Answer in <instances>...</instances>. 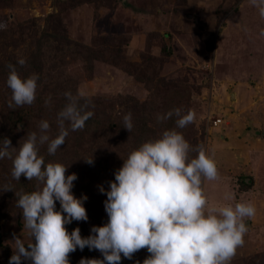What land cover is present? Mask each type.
<instances>
[{
	"label": "rangeland",
	"instance_id": "obj_1",
	"mask_svg": "<svg viewBox=\"0 0 264 264\" xmlns=\"http://www.w3.org/2000/svg\"><path fill=\"white\" fill-rule=\"evenodd\" d=\"M48 17L53 36L45 39L42 28ZM0 23L5 25L0 28V82H7L6 64L12 60L23 58L29 68L42 64L45 71L59 62L65 80L78 82L77 93L84 97L155 99L160 116L177 108L195 112V121L183 129L176 128L175 116L158 121L181 132L188 142L203 140L214 156L219 179L202 184L210 205L242 201L255 205V216L244 220L248 228L244 243L229 264H260L255 257L264 251V17L250 0H0ZM76 42L93 43L95 53L106 49L109 53L94 60V52L88 59L78 58ZM164 45L171 53L166 57L161 56ZM110 56L117 60L107 61ZM132 70L160 75L166 82L162 88L148 87ZM55 73L47 78L49 74L39 72L40 82L57 81ZM50 110L58 114L56 107L47 113ZM46 118L34 116L10 138L13 158L27 134L39 133L38 125ZM56 119L52 116L50 138L58 131ZM76 138L73 133L55 155L48 154L47 144L40 146L39 154L68 167L66 175L77 174L72 193L87 196L88 220H73L65 227L69 233L79 227L84 237L92 234L93 226L108 221L107 196L100 186L109 188L115 163L106 161V149L98 150L97 143L91 146L106 136L86 131ZM79 140L87 151L78 149L77 155ZM92 157L91 165L83 159ZM11 173L12 160L0 159V264H8L5 247L13 249L15 237L25 245L33 240L19 222L23 214L16 207V193H25L26 187ZM32 182L36 191L37 181ZM226 193L233 199L225 200ZM60 209L56 201V210ZM94 254L103 259L100 251ZM149 255L141 249L131 259L122 255L120 264H143ZM82 258L86 257L79 248L69 254L70 264H79Z\"/></svg>",
	"mask_w": 264,
	"mask_h": 264
},
{
	"label": "clouds",
	"instance_id": "obj_2",
	"mask_svg": "<svg viewBox=\"0 0 264 264\" xmlns=\"http://www.w3.org/2000/svg\"><path fill=\"white\" fill-rule=\"evenodd\" d=\"M250 2L264 17V0ZM17 63L24 66L26 61L20 58ZM8 68L7 86L12 92L9 107L31 105L36 99L38 75L22 77L15 65ZM78 96L85 94L80 92ZM65 97L68 103L57 115L55 138L48 135L49 122L42 120L39 133H28L14 158L9 151L13 148L11 140L0 141V159L12 160V177L37 181L36 191L16 193V207L22 210L24 227L33 240L25 245L23 239L15 237L9 264H22L23 260L31 264H70L69 254L85 247L100 251L103 259L82 258L79 264H120L122 255L131 259L141 249L150 253L143 264H229L244 243L248 231L244 220L255 216L256 207L250 201L210 205L202 184L219 179L215 158L203 145L193 149L175 129L165 130L159 138L132 151L123 158L109 188L100 186L107 196V223L93 226L87 237L81 235L79 227L68 232L65 226L73 220H88L84 207L87 196L75 197L72 188L77 174L66 175L68 167L62 163H45L39 150L47 144L48 154L55 155L69 133L65 122L71 131L82 130L94 113L86 110L87 101L79 105L71 92ZM172 116L179 129L196 119L192 110L183 113L179 108L158 119ZM123 127L131 133V113L124 115ZM192 151L197 153L194 158L189 156ZM83 159L94 163V157ZM224 199L232 200V194L226 193ZM56 201L60 202L59 211Z\"/></svg>",
	"mask_w": 264,
	"mask_h": 264
},
{
	"label": "trees",
	"instance_id": "obj_3",
	"mask_svg": "<svg viewBox=\"0 0 264 264\" xmlns=\"http://www.w3.org/2000/svg\"><path fill=\"white\" fill-rule=\"evenodd\" d=\"M50 21V17L46 19L45 27L42 28L44 38L48 39L53 36L48 23ZM55 36V35H54ZM76 44H79L76 42ZM79 50L76 54L78 58L88 59L90 55L94 52L93 60L98 56L106 57L107 51L109 53V49L106 51H101L95 53L94 44L86 45L79 44ZM83 47V49H82ZM47 48V47H45ZM42 49V45H39L38 51L40 52ZM42 52V51H41ZM169 49L166 48V45L162 47L161 56L166 57L170 55ZM119 55V54H118ZM92 56V55H91ZM152 56V55H150ZM155 57V56H152ZM156 58V57H155ZM116 57L110 56L107 61H115ZM18 60H12L7 65L12 64L15 65L19 74L22 77H27L32 74H37L39 77V72L43 74H49L47 78H50V72L55 73L57 81L53 79L52 82H40L38 79L37 91H36V99L31 105H24L19 108H10L9 101L11 100L12 92L11 89L7 86V82H0V123L3 121L4 124L0 125V141L4 138H12L14 134H17L21 129H23L26 125L30 124L32 118L34 116L41 117L47 116L46 120L51 125L54 126L55 123L51 120L52 116L57 118V115H54V111L50 110L47 113V110L52 106L56 107V111L59 113L61 109L68 103L67 98L65 97L66 92H71L74 97L77 98L79 105H84L87 101V111H92L94 115L85 122V126L82 130L71 131L70 125H67L65 122V127L69 128L68 136L65 140L67 142L73 133L78 138L79 135L84 132L93 133L95 136H106L102 142L96 141L91 146L97 145L98 150L106 149L107 160L108 158L115 163V168L111 169V175L115 179V172L123 165V158H127L129 154L138 149L144 142L149 140H154L159 138L165 130H171L165 126H163L159 121L158 117L160 109L156 105L155 99H148L146 101H139L138 99L125 96V97H116L113 98V101L110 99H102L99 97H79L77 93V83L78 82H67L65 80V71L59 65V62L56 63L55 66L48 67L47 71H45V67L40 64L37 65L32 64L31 68L27 67L25 63L24 66H20L17 63ZM8 69L3 72L6 73ZM39 71V72H38ZM132 74L138 75V79L143 80L144 84L148 87L158 88L157 84H159L162 88V84H165V80L160 75H152L150 76L147 72L139 73L137 71L132 70ZM9 72H7L8 78ZM141 75V76H140ZM55 76L53 78H55ZM159 77V79L157 78ZM62 78L65 82H61ZM60 79V80H59ZM105 108V109H104ZM105 110L101 112V110ZM165 109V108H164ZM36 114H33L35 113ZM131 113L132 115V123L133 129L131 133L123 127V117L124 115ZM163 113V112H162ZM57 124V119H56ZM58 134V131H57ZM56 134V135H57ZM76 138V139H77ZM203 138V136H202ZM193 149H195L198 145H203V140H197L196 138H192V141L189 142ZM204 146V145H203ZM77 150L82 149L87 151L83 142L81 140L78 141L76 145ZM47 149V148H46ZM79 154V150L77 155ZM45 155V154H44ZM197 155L195 151L189 153L190 158H194ZM49 159H47V155L45 158V163H48ZM99 166H104L101 163ZM19 181V180H18ZM34 181V180H32ZM29 181L26 177L20 178V184L26 187L25 193H31L35 191L34 182ZM14 183V182H13ZM15 185L12 184L11 188H14ZM21 224L24 223L23 219L19 221ZM20 224V225H21ZM24 226V225H23ZM86 236V233L84 235ZM2 233L0 232V245L2 246ZM11 246V245H10ZM6 252V261L9 264L10 257L13 255V249L9 246ZM82 256H85L88 259H98V256L94 254V250H90L88 247H85L81 250ZM256 261L260 264H264V251L259 253L255 257ZM28 264H31V261H28Z\"/></svg>",
	"mask_w": 264,
	"mask_h": 264
},
{
	"label": "built area",
	"instance_id": "obj_4",
	"mask_svg": "<svg viewBox=\"0 0 264 264\" xmlns=\"http://www.w3.org/2000/svg\"><path fill=\"white\" fill-rule=\"evenodd\" d=\"M220 121V120H219ZM217 123V122H216Z\"/></svg>",
	"mask_w": 264,
	"mask_h": 264
}]
</instances>
